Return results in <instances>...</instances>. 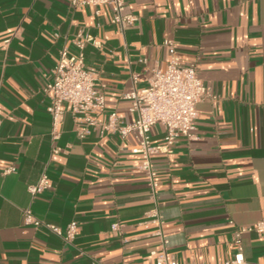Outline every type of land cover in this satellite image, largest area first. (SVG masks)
Returning <instances> with one entry per match:
<instances>
[{"label":"crops","instance_id":"obj_1","mask_svg":"<svg viewBox=\"0 0 264 264\" xmlns=\"http://www.w3.org/2000/svg\"><path fill=\"white\" fill-rule=\"evenodd\" d=\"M127 1L139 20L122 32L109 5L0 0V264L147 261L160 248L149 219L155 204L170 254L182 263L219 264L235 255L237 229L264 218V0ZM81 30L94 37L85 62L106 95L101 121L114 110L125 122L135 119L123 95L166 68V39L208 87L197 106V137L181 136L152 158L156 197L133 151L134 134L122 139L97 129L81 139L65 105L53 137L45 88L61 49L77 52ZM151 137L163 145V125ZM44 170L50 186L32 197L28 185ZM27 207L62 227L78 221V234L68 243L45 226L24 224ZM242 243L247 259L264 262V236L245 232Z\"/></svg>","mask_w":264,"mask_h":264},{"label":"built area","instance_id":"obj_2","mask_svg":"<svg viewBox=\"0 0 264 264\" xmlns=\"http://www.w3.org/2000/svg\"><path fill=\"white\" fill-rule=\"evenodd\" d=\"M74 7L84 5H109L113 11L112 22L122 32L134 26L139 20L127 0H71ZM91 34L79 31L73 42L77 46L76 53H71L67 46L60 51V57L53 68V78L46 85V94L49 97L48 111L52 117V134L59 138V127L62 123L66 108L77 126L78 136L83 139L93 130L101 134L114 133L122 139L134 134L138 146L134 152L142 156V169L146 172L153 196L159 187L158 173L153 167L152 158L162 151H169L181 136L188 139L197 137L198 103L209 96V90L198 73L195 64L184 65L178 55L177 46L173 39H166L164 45L168 47L170 58L165 69H153L149 84L141 89L134 87L123 95L130 101L129 110L135 114V119L125 122L117 111H111L106 121L100 116L107 110L106 95L103 86L99 84L98 71L85 62V47L93 41ZM6 44L9 42L7 39ZM1 124V119H0ZM161 124L165 129L163 145L152 142L151 130L154 125ZM60 148L55 149V152ZM16 168L9 167L5 172H13ZM50 186L49 175L44 170L37 182L28 185L32 197L43 193ZM149 219L156 225L154 235L160 240V248L151 251L147 261L139 264H207L182 263L175 255L169 252V238L164 231V217L155 204L149 212ZM23 222L36 227L45 226L59 235L65 242H71L79 232V223L76 220L69 222L66 227L49 223L39 218L32 208L23 210ZM120 223H114L112 228L118 230ZM245 232H255L264 236V218L256 223L237 229L235 255L219 264H264L254 262L245 257L242 235ZM92 264H110L100 259H94ZM129 264V263H123Z\"/></svg>","mask_w":264,"mask_h":264}]
</instances>
